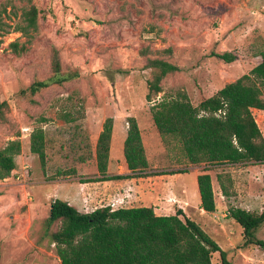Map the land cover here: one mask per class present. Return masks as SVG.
Here are the masks:
<instances>
[{
	"label": "rangeland",
	"instance_id": "obj_1",
	"mask_svg": "<svg viewBox=\"0 0 264 264\" xmlns=\"http://www.w3.org/2000/svg\"><path fill=\"white\" fill-rule=\"evenodd\" d=\"M32 6L40 12L37 29L17 31V25L26 26L22 14ZM54 50L63 73L76 72L78 78L32 95L29 87L35 81L52 76ZM263 50L264 0H0V104L7 105L0 149L13 140L22 143L16 169L0 180V264H61L50 237L61 223H46L55 199L51 188L56 180L83 182L97 176L95 151L105 120L114 119L112 151L123 152L130 117L138 121L149 172L158 175L136 179L129 193L121 190L126 197L119 208L149 205L162 215L181 210L233 264H264V250L245 246L243 229L230 218L234 208L264 211V164L192 165L180 143L158 132L151 112L161 96L179 91L199 106L250 73ZM226 52L236 60L226 63L216 56ZM155 59L179 71L165 77L163 93L150 102L148 82L155 69L149 61ZM62 112H71L76 121L61 119ZM253 112L264 135V112ZM37 126L46 134L45 171L30 149ZM208 169L215 213L201 210L197 199V176ZM72 170L76 173L57 177ZM112 170L125 168L116 162L109 165ZM224 171L233 179L229 198L217 181ZM256 237L264 240V226ZM212 262L220 264L219 253Z\"/></svg>",
	"mask_w": 264,
	"mask_h": 264
},
{
	"label": "trees",
	"instance_id": "obj_2",
	"mask_svg": "<svg viewBox=\"0 0 264 264\" xmlns=\"http://www.w3.org/2000/svg\"><path fill=\"white\" fill-rule=\"evenodd\" d=\"M39 10L32 6L24 11L22 20L26 26H16L27 33L38 26ZM11 47L17 51L18 44ZM226 63L236 56L231 53L216 55ZM262 61L250 73L225 85L214 96L194 106L185 91L174 96H161L151 107L154 124L165 139L181 144L189 163L206 167L264 164V135L255 119L254 110L264 112V50ZM155 69L154 78L148 82L147 100L153 102L163 93L162 81L179 68L163 60L149 61ZM78 78V74L63 73L57 50L53 55L52 76L35 81L29 90L32 95L52 86H62ZM6 103L0 104V120L4 119ZM60 118L75 122L71 112H62ZM45 121V120H44ZM128 130L124 142V158L128 175H110V152L114 131V119L107 118L96 144V162L100 177L86 182L119 181L145 178L150 173V163L138 121L127 120ZM32 154L38 156L45 171L47 165V140L42 126L34 128L30 137ZM22 151L20 140H13L0 149V180L8 179L16 169V156ZM201 173L197 178L201 209L208 213L217 211L212 176ZM62 171L57 177L70 176ZM174 172L172 174H178ZM217 181L224 197H231L232 176L228 172L218 174ZM242 229L244 245H255L264 250V240L256 232L264 226V211L255 214L234 208L230 212ZM60 222L61 227L50 235L61 264H213V254L219 253L220 264H233L229 255L207 234L201 226L181 210L175 215H157L153 207L98 208L85 214L62 200H55L50 207L47 226Z\"/></svg>",
	"mask_w": 264,
	"mask_h": 264
},
{
	"label": "crops",
	"instance_id": "obj_3",
	"mask_svg": "<svg viewBox=\"0 0 264 264\" xmlns=\"http://www.w3.org/2000/svg\"><path fill=\"white\" fill-rule=\"evenodd\" d=\"M121 147L123 149L124 146L121 145ZM116 162H121L125 168V171L121 172V171L112 170V174L111 172H109L110 175L130 174V171L127 169L126 161L124 158V152H113L111 145L110 167H113ZM97 177H100V175L98 174L93 178H97ZM136 179L138 178L119 180V181H100V182H86V183L71 182L70 179H60L55 181L56 183L53 184L50 193L51 194L53 193V197H55L54 201L55 200L65 201L69 203L71 206L75 207L79 212L88 214L95 211L98 208L110 206L108 202L109 201L112 202L114 198L126 197L125 194L121 193V190L125 191V193L127 192L129 193L128 189H132V187L130 186L133 185ZM197 199H198V203L201 205V198L199 195L198 187H197ZM134 207H149V205H136V206H130L124 208H134ZM155 212L157 215L163 216L162 214H158L156 209Z\"/></svg>",
	"mask_w": 264,
	"mask_h": 264
},
{
	"label": "built area",
	"instance_id": "obj_4",
	"mask_svg": "<svg viewBox=\"0 0 264 264\" xmlns=\"http://www.w3.org/2000/svg\"><path fill=\"white\" fill-rule=\"evenodd\" d=\"M124 202H125V198H118L117 200H115V203H112L110 206L113 207L114 210H116V209H119V207H121V205H123ZM117 204L120 206H118V208L115 209V206Z\"/></svg>",
	"mask_w": 264,
	"mask_h": 264
}]
</instances>
